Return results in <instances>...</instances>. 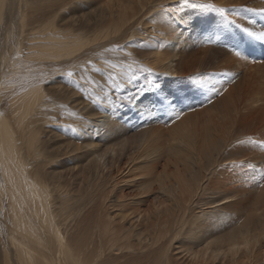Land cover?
<instances>
[{"label":"rangeland","instance_id":"rangeland-1","mask_svg":"<svg viewBox=\"0 0 264 264\" xmlns=\"http://www.w3.org/2000/svg\"><path fill=\"white\" fill-rule=\"evenodd\" d=\"M205 2L207 1L163 0L156 3L155 0H4L3 2L0 17V114L5 117L15 143L22 146L27 141L30 130L19 128L21 120L18 114L11 112L13 110L11 98L16 100L22 92L39 89L44 94L45 100L50 101L54 106V112L50 107L45 109L46 112L49 111L48 113L52 110L49 115L50 121L44 122L43 118H40L36 120L34 126L33 135L35 144H37V152L44 159V163L38 165L39 177L44 180V185L51 195L53 212L56 214L58 211L61 214L60 217L64 215L65 219L63 218L59 224L62 225L61 232H65L64 236L70 243L69 249L83 260L86 259L84 261L86 264H105L104 261H110L109 264H191L186 252L177 251L175 249L177 244L170 241L178 228L171 232V236H168L159 230L162 227L154 226L152 230H149L148 238L140 245L134 244V238L130 237L131 245L134 244V247L121 248L122 250H113L110 253L109 250L107 252L104 238L102 243L100 230H104L103 224L110 218L112 223L118 221L119 208L126 210L127 213L134 208L135 213L131 215L132 217L138 212L148 214L163 205L170 204L171 201L165 200L166 196L159 195L155 182L158 175L164 171L162 165L166 150L174 146L173 139L179 137L180 131H175L174 127L183 124V120L193 113H198L201 117L206 116L207 120L219 121L223 116L224 89L219 93L215 87L208 90L207 87H213L212 81L216 83V86L217 84L230 85L242 78L240 70L233 75L226 72L220 76L217 74V62L231 48L219 39H211L207 36L205 39L207 45L200 42L199 46H206L208 55L207 57L201 55L196 67L199 66V70L206 72L205 75L204 73L201 75L206 77L203 84L208 94L205 96L203 92H199L193 96L190 95V101L182 102L173 97L174 92L185 89L179 81L182 77L173 78L168 72L183 71L178 68H175V71L173 68L169 71L161 66L166 64L171 56V41L173 40L171 37L179 32L178 29H172L175 24L174 17L179 15L180 18H186V12L191 11L193 7L198 11L188 17L187 26L189 28L192 26V28L181 39L183 47L178 49L181 52L183 48L190 50V47H185L186 38L189 37L193 41L200 39L198 36H192V29L198 26L201 31L202 26L210 25L207 24L210 18L207 15L204 18L200 15ZM248 21L252 22L253 27L250 29L254 31L258 23L251 19ZM48 25H54L55 29L60 32L86 33L89 38H95L94 44L88 48L89 53L82 58L89 61L85 70L72 69L70 72L73 75L69 77L68 73L64 72L66 70L64 66H57L50 61L41 63L34 59L33 49L30 50L27 47L36 42L30 39L33 36L41 40L47 39L50 34L47 33ZM163 26L167 29L164 31L165 37L162 34V39L152 40L154 36H149V33H156ZM228 32H225V36ZM113 38L117 40L107 47L105 43L112 44ZM102 41L105 43H101ZM168 52L169 56L165 58ZM189 54L190 52L186 51L182 55L186 60L192 61L188 57ZM92 59L99 62L100 73L104 72L103 68L109 62L116 63L118 67H125L133 60L135 68L142 76L148 75V68H155L154 75H149L144 79V81L149 79L151 85L147 93L142 95L141 100L136 101V104L139 103V108L129 111L128 117L117 119L115 124L96 133H89L88 127L90 126L84 128L86 132L72 129L67 122L62 120L60 113V107H64L71 110L70 115L72 116H80L81 119L87 118L91 121L101 120L95 115L97 113L96 102L92 101L93 98L88 93L90 89L85 87L88 81H83L84 78L79 76L85 74L87 77L85 79L95 76L90 63ZM258 68L264 72V67ZM121 73L125 75L126 71ZM101 78V75L97 76V79ZM106 85L109 92L116 87V84L114 85V82L108 78ZM145 87L144 85L143 90ZM125 89L126 87L123 88ZM245 100L240 103V106L244 109L247 105L253 108L249 116L244 118V123L251 130L248 132L250 135L244 134V137H239L236 146L246 144L245 139L254 136L251 142L252 147L250 146L248 151L253 153L256 150L264 156V130H261L262 128L259 131L252 130L260 123H264V81L248 96L247 101ZM16 101L19 102V100ZM172 127L173 130H171ZM233 137L235 136L225 133L214 143L206 144L202 148L211 147L217 150ZM123 143H126V155L121 158L113 157L110 165L105 167L103 160L107 161L111 154L109 151L120 150L119 147ZM158 153H161L162 158L158 167L151 172L152 174L150 169L139 168L141 172L136 169L137 166L126 172L127 162L131 159L133 161V158L140 155L145 157L147 154ZM30 158H33V153ZM35 166L36 164L33 163L31 167ZM174 168L170 166L166 169V173L169 171L167 174L171 173L176 176L178 173ZM254 168L248 163L242 164L241 169L250 172L252 176L246 177L250 180L245 184L232 183L231 186L235 185L234 187H237L244 197L258 199V196L264 195V170L259 174L253 171ZM150 180L153 183L149 188L151 190L142 189L141 183L144 185ZM4 181L0 172V264H17L14 248L8 239L11 217L7 213V199L5 195H2V186L7 185ZM114 183L116 185H113ZM132 201L139 202L132 205ZM159 202L163 205L161 206L162 203L159 204ZM124 205L129 206L131 211L129 212L130 209ZM79 209L81 213L77 212ZM77 213H79L77 218L71 219V216ZM60 217H58L59 220L62 219ZM132 218L131 221L134 220ZM118 222L115 224V229L124 231L126 232L124 235L128 233L129 236L131 232L128 228L129 224L120 219ZM260 238V236L257 237L256 242ZM50 244L54 246L52 242ZM184 245L186 246L187 243ZM261 260L256 264H264V258Z\"/></svg>","mask_w":264,"mask_h":264},{"label":"bare ground","instance_id":"bare-ground-1","mask_svg":"<svg viewBox=\"0 0 264 264\" xmlns=\"http://www.w3.org/2000/svg\"><path fill=\"white\" fill-rule=\"evenodd\" d=\"M160 1L163 0H155L156 3ZM206 1L204 8L200 10V15L203 18L207 15L210 18L207 24L210 25L202 26L201 31L198 26L192 29V36H198L200 39L193 41L189 37L186 38L185 47H190V50L183 48L182 52L178 51L179 47H183L181 39L192 28V26L190 28L187 26V19L198 11L193 7L191 11L186 12V18H180L179 15L174 17L175 24L172 29H178L179 32L171 37L173 39L171 41V56L168 58L169 52L166 53L165 58H168V62L161 66L169 71L172 68L174 71L175 68L183 71L168 72L170 73L169 76L173 78L182 77V80L179 81L185 89L174 92L173 97L182 102L190 101L189 96L199 92H203L205 96L208 94L203 84L206 77L201 75L202 73L205 75L206 72L199 70V66L196 67L201 55L204 57L208 55L207 47L199 46L200 42L207 45V41H205L207 36L211 39H219L231 48L217 62V74L220 76L226 72L233 75L240 70L242 78L230 85L217 84L216 86V83L212 81L213 87H207V90L215 87L219 93L224 89L223 116L219 121L207 120L206 116L201 117L198 113H193L183 120L182 123L185 125L173 126L175 131H180V134L177 139H173L174 146L172 145L166 150L167 153L163 156L164 163L162 165L164 171L158 175L155 182L159 195L166 196L165 200L172 203L164 206L162 202V204L159 202L163 207H159L148 214L138 212L140 214H135L132 216L133 218L131 215L135 213L133 212L134 208L131 211L129 206L124 205L130 209L128 210L131 211L130 213L119 208L117 220L126 221L131 232L129 236L128 233L125 236L126 232L116 230L115 224L118 221L113 222V224L111 218L110 221L108 220L103 224L104 230H100V237L102 243L104 238L109 253L113 250L119 251L121 248L134 247V244L140 245L142 241L148 238L149 230L157 226L162 227L159 230L168 236L174 229L178 228L170 241L177 244L175 247L177 251L186 252L184 253L190 257L191 264H256L264 258V195L261 194L258 199L244 197V194L241 195L242 192L234 187L235 185L231 186L232 183L245 184L250 180L246 177L252 176V174L242 170V164L252 165L255 167L253 171L259 174L264 170V156L256 150L253 153L248 151L250 146L252 147L251 142L254 136L245 139L246 141L243 140L247 142L242 144L243 146L240 144L236 146L239 137L242 138L244 134L248 136V132L251 130L244 123V118L253 111L249 105L245 106L246 109L242 108L240 103L244 99L247 101L248 96L258 89L264 81V72L258 68L264 67V41L249 34L250 32L264 31V0ZM3 2L4 0H0V17ZM250 19L258 23L254 31L250 29L253 27L251 26L252 22L248 21ZM165 30H167L166 26H163L156 33H149V36H154L152 40L162 39L165 37ZM226 31L229 32L225 36ZM48 32L50 34L45 40L36 38V36L30 39L36 42L27 47L30 50L33 49L34 59L41 63L50 61L57 66H64L66 74L72 69L85 70L89 61L82 58L89 53L88 48L94 44L95 38H89L86 33L60 32L55 29L54 25L47 26ZM162 34L163 37H161ZM116 40L113 38L112 44H107L104 41L101 43H105L109 47ZM186 51L190 52L188 57L192 61L186 60L185 56L182 55ZM131 61L125 67H118L116 63L109 62L104 66V72L100 73L98 70L99 62L92 59L90 63L93 66L95 76H91L89 79H85L87 78L85 74L79 76L84 78L83 81H88L85 87L90 89L88 93L93 98L92 101L96 102L97 113L95 115L99 116L101 120L81 119L80 116L70 115V109L60 107L62 120L67 122V125L72 129L86 132L84 128L90 126L88 127L89 133H96L99 130L109 128L115 124L117 119L128 117L129 111L138 109L139 103L136 104V101L141 100L142 95L147 93V89L151 85L149 79L145 81L144 79L149 75L153 76L155 68H148V75L142 76L140 71L135 68V62ZM122 71H126V74L121 75ZM98 75H101L102 78L97 79ZM226 75L229 76V74ZM107 78L113 81L114 85L116 84L114 90L110 92L107 90ZM144 85L146 87L143 90ZM124 87H126L125 90H123ZM11 99L13 109L11 112L18 114L21 120L19 128L30 130L25 144L17 145L5 117L0 114V172L5 179L4 182L7 183V185L2 186V195H5L7 199V213L11 217L8 239L14 248L16 262L17 264H86L84 262L86 259L83 260L69 249L70 243L64 236L65 232L60 230L62 226L60 222L64 215L62 214V219L59 220L58 217L61 214L58 211V215H56L57 212L56 214L53 212L51 195L44 185V180L39 177L38 165L44 163V159L37 152V144H35L33 135L34 126L36 120L40 118H43L44 122H49V115L52 110L48 113L49 111L46 112L45 109L50 107L54 112V106L51 105L50 101L45 100L44 94L39 89L22 92L16 99L19 102ZM259 129L264 130V123H260L255 129L252 128L254 131H259ZM225 133L235 137L223 143L217 150H213L211 147L202 148L206 144L214 143ZM232 147L235 149L232 150ZM119 148L121 149H116L119 153L114 149L109 151L111 154H107L109 155L107 161L103 160L105 167L110 165L113 157L121 158L126 155V143H123ZM32 153L33 158L31 159ZM161 158V153L147 154L145 157L140 155L133 158V161L131 159L130 162H127L126 172L131 171L135 166H137L136 169H150V173L154 172ZM33 163L36 164L35 167H31ZM170 166L177 169L178 174L176 176L171 175V173L167 174L169 171L166 173V169ZM151 180L145 182L144 185L141 183L142 189L148 190L152 187L153 180ZM138 202L132 201L131 204ZM77 212H80V209ZM78 215L79 213L74 214L71 219L77 218ZM130 217L134 220L131 221ZM259 236L261 238L256 242ZM130 237L134 238L133 246ZM184 243L187 245L185 246ZM104 263L109 264L110 261H104Z\"/></svg>","mask_w":264,"mask_h":264},{"label":"snow or ice","instance_id":"snow-or-ice-1","mask_svg":"<svg viewBox=\"0 0 264 264\" xmlns=\"http://www.w3.org/2000/svg\"><path fill=\"white\" fill-rule=\"evenodd\" d=\"M251 36H253L254 38L264 41V31L261 32H250L249 33ZM113 67H115V65H113ZM69 77H71L73 75V73L69 72L67 74Z\"/></svg>","mask_w":264,"mask_h":264}]
</instances>
